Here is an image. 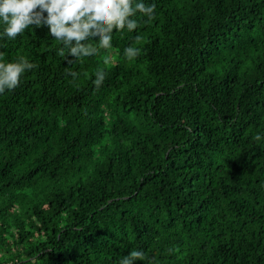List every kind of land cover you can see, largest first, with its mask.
Instances as JSON below:
<instances>
[{"label":"trees","instance_id":"1","mask_svg":"<svg viewBox=\"0 0 264 264\" xmlns=\"http://www.w3.org/2000/svg\"><path fill=\"white\" fill-rule=\"evenodd\" d=\"M155 4L76 64L0 43L36 65L0 94V264H264V0Z\"/></svg>","mask_w":264,"mask_h":264},{"label":"clouds","instance_id":"2","mask_svg":"<svg viewBox=\"0 0 264 264\" xmlns=\"http://www.w3.org/2000/svg\"><path fill=\"white\" fill-rule=\"evenodd\" d=\"M155 0H0V43L14 40L33 25H46L48 33L61 46L57 55L69 64H76L95 57L100 50L114 47L113 32L138 30L155 15ZM134 39L139 41L137 34ZM141 49L129 43L123 48L126 59L138 56ZM0 57L3 53L0 52ZM105 55L103 63H109ZM35 62L25 55L12 60L0 58V94L12 90L21 81L23 74L35 67ZM73 80L79 78L75 71L66 73ZM87 75V73H85ZM106 76L103 68L97 67L92 83L99 87ZM257 139L261 134H256ZM136 258L147 259L153 264V257L145 258L143 249L136 248L123 255L119 264H133Z\"/></svg>","mask_w":264,"mask_h":264}]
</instances>
